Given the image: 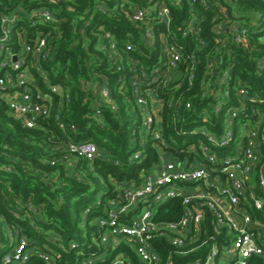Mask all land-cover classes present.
<instances>
[{
    "label": "trees",
    "instance_id": "obj_1",
    "mask_svg": "<svg viewBox=\"0 0 264 264\" xmlns=\"http://www.w3.org/2000/svg\"><path fill=\"white\" fill-rule=\"evenodd\" d=\"M190 1L184 0L174 10L176 26L187 21ZM221 1L239 22L264 25V0ZM102 2L112 6L119 0H0V17L17 9L19 13L20 9L25 11L11 31L9 45L19 52L20 36L32 45L39 32L47 35L51 53L42 61L43 68L51 84L63 87V96L50 90L30 62L36 82L51 97L49 114L41 116L35 127L25 125L0 95V264L6 252L22 238L28 241L32 252L25 264H46L40 252L50 253L59 264H74L94 253L97 258L103 257L98 244L107 227L100 226L99 220L109 211L110 201L121 199L120 194L124 195L128 188L143 184L161 163V156L193 158L196 154L187 146L197 138L191 130L198 125L196 119L204 118L203 110L210 122L216 119L217 126L220 124V116L216 118L212 113V98L200 95L199 86L208 60L234 61L236 74L252 88L264 87V75L256 67L257 58L264 55V32L251 34L245 47L230 41L228 49L235 56L230 59L211 30L213 12L203 10L207 19L201 23V36H178L186 45V54L195 52L199 60L194 88L185 84L173 93L161 92L172 103L166 104L162 112V133L166 140L157 142L151 133L140 132L142 115L128 85L129 68L117 71L116 63L97 47V33L111 31L123 47L125 61L141 56L145 49L134 34L133 40L141 46L140 50H125L133 26L123 11H115L114 16L99 11L97 6ZM43 6L57 12L55 21L43 23L28 15ZM258 12L262 14L260 21L254 16ZM142 58L146 63L154 61ZM3 72L0 70V76ZM122 74L127 76L125 86L118 84ZM104 83L117 109L97 92L95 86ZM187 103L191 107H186ZM98 111L101 122L94 117ZM82 140L96 142L101 154L88 160L67 150L71 141ZM137 153L139 156L135 157ZM180 216L179 197L156 207V221H175ZM122 219L130 223L129 216ZM154 245L162 257L161 264L170 255L173 264H185L207 250L204 246L193 253H179L168 236L155 238ZM114 251L129 256L131 264H139L135 249L124 240ZM103 258L94 264H112L113 260Z\"/></svg>",
    "mask_w": 264,
    "mask_h": 264
},
{
    "label": "built area",
    "instance_id": "obj_2",
    "mask_svg": "<svg viewBox=\"0 0 264 264\" xmlns=\"http://www.w3.org/2000/svg\"><path fill=\"white\" fill-rule=\"evenodd\" d=\"M183 2L119 0L116 5L102 2L97 6L104 14L126 13L134 31L128 33L125 50H140L141 46L133 40L134 34L141 39L145 53L127 61L121 43L111 31H98L97 47L116 63L117 71L129 68L130 78L122 74L118 84L125 86L126 78L129 80L142 115L140 132L151 133L157 142L166 140L162 133V112L166 104L172 103L161 92L173 93L185 84L194 88L199 60L195 52L186 54V45L178 36H201V23L207 19L203 10L213 12L211 30L230 59L235 58L231 48L228 49L230 41L245 47L251 34L264 32L263 24L246 25L232 17L221 0H191L187 21L176 26L174 10ZM17 10L0 17V54L5 56L0 61V70H5L0 76V95L25 125L35 127L41 116L49 114L51 97L36 82L30 62L50 90L63 96V87L51 84L43 68L42 61L51 53L47 35L39 32L32 45L20 36L19 52L9 45L11 31L25 12ZM28 15L43 23L57 19V12L48 6L33 9ZM254 16L259 21L262 18L260 12ZM200 43L206 45L205 41ZM142 56L154 60L153 63L144 62ZM256 67L264 75V55L257 58ZM178 73L182 76L175 81ZM82 84L88 89L87 82L83 80ZM96 86L101 98L117 109L108 86L105 83ZM199 88L201 97L212 98V113L216 118L220 116V124L217 126L216 119L210 122L203 110L204 118L196 119L198 125L191 130L197 138L187 146L196 154L193 158L161 156V163L143 184L125 191L124 201L111 200L109 211L99 220L100 226L107 227L100 243L116 249L124 240L135 249L139 264H161L162 257L154 245L155 238L160 236H168L182 254L207 247L203 255L185 264H264V87L252 88L236 74L234 61L210 59L204 66ZM94 117L101 122L99 111ZM60 125L64 127L63 123ZM67 150L88 160L101 154L100 146L91 140L71 141ZM138 156L139 153L135 155ZM174 197L181 198L180 218L156 221L157 205ZM127 216L130 223L122 219ZM31 253L28 241L22 238L6 252L2 264H25ZM39 256L46 264H59L50 253L40 252ZM98 259L101 258L94 253L74 264H94ZM172 261L170 255L165 264H173ZM112 264L131 262L129 256L121 253Z\"/></svg>",
    "mask_w": 264,
    "mask_h": 264
},
{
    "label": "rangeland",
    "instance_id": "obj_3",
    "mask_svg": "<svg viewBox=\"0 0 264 264\" xmlns=\"http://www.w3.org/2000/svg\"><path fill=\"white\" fill-rule=\"evenodd\" d=\"M10 53V50L6 53L9 54ZM5 59V56L0 54V61L4 60ZM98 250H99V253L101 254V256H103L105 259L108 258V259H111V260H117L119 257H120V252H115V248L113 247H107L106 245L104 244H98ZM103 257H100V258H103ZM103 258V259H104Z\"/></svg>",
    "mask_w": 264,
    "mask_h": 264
},
{
    "label": "water",
    "instance_id": "obj_4",
    "mask_svg": "<svg viewBox=\"0 0 264 264\" xmlns=\"http://www.w3.org/2000/svg\"><path fill=\"white\" fill-rule=\"evenodd\" d=\"M15 59H16V57H14V60H15ZM181 76H182V73H178V74L176 75V77H175V81H178V80L181 78ZM119 197L124 201V197H123L122 194H120Z\"/></svg>",
    "mask_w": 264,
    "mask_h": 264
},
{
    "label": "crops",
    "instance_id": "obj_5",
    "mask_svg": "<svg viewBox=\"0 0 264 264\" xmlns=\"http://www.w3.org/2000/svg\"><path fill=\"white\" fill-rule=\"evenodd\" d=\"M155 170H156V168L154 169V171H153V172H155ZM167 200H168V199H167ZM167 200H165V202H166Z\"/></svg>",
    "mask_w": 264,
    "mask_h": 264
}]
</instances>
